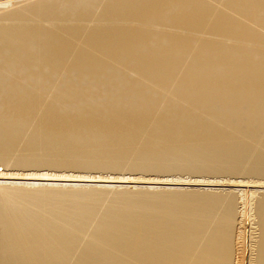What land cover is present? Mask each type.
<instances>
[{"label": "bare ground", "instance_id": "6f19581e", "mask_svg": "<svg viewBox=\"0 0 264 264\" xmlns=\"http://www.w3.org/2000/svg\"><path fill=\"white\" fill-rule=\"evenodd\" d=\"M0 264H264V0H0Z\"/></svg>", "mask_w": 264, "mask_h": 264}, {"label": "rangeland", "instance_id": "374dc122", "mask_svg": "<svg viewBox=\"0 0 264 264\" xmlns=\"http://www.w3.org/2000/svg\"><path fill=\"white\" fill-rule=\"evenodd\" d=\"M78 173V172H77ZM77 173H75V174H77ZM99 173H97V175H98ZM109 174H113V173H109ZM126 174V173H125ZM116 175H119V174H116V173H114L113 174V176H116ZM127 175L129 176L130 174H128L127 173ZM122 176H123V174H122ZM131 176H136V177H141V174H136V175H131ZM145 176H147V177H157L156 175H152V174H149V175H145ZM161 177H173V176H176V177H183V178H188L189 179V177L190 178H193V179H195V178H198V179H203V178H205V177H199V176H197V175H194V174H180V173H174L173 175H171V176H168V175H165V176H162V175H160ZM211 178H213V177H211ZM95 183V181H93V182H89L88 184H94ZM125 183H128V182H125ZM125 183H123V184H125ZM114 184H118V182L117 183H114ZM129 185H131L132 183H128ZM144 184H147V183H134V185H144ZM159 185H164V184H159ZM179 186V185H178ZM182 186H184V187H190L191 185H182ZM191 187H199V186H197V185H192ZM202 187H204V186H202Z\"/></svg>", "mask_w": 264, "mask_h": 264}]
</instances>
